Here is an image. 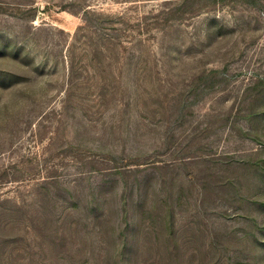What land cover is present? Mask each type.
Wrapping results in <instances>:
<instances>
[{
  "label": "rangeland",
  "instance_id": "rangeland-1",
  "mask_svg": "<svg viewBox=\"0 0 264 264\" xmlns=\"http://www.w3.org/2000/svg\"><path fill=\"white\" fill-rule=\"evenodd\" d=\"M0 264H264V0H0Z\"/></svg>",
  "mask_w": 264,
  "mask_h": 264
}]
</instances>
